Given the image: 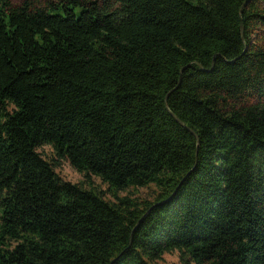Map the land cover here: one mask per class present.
<instances>
[{
	"label": "trees",
	"instance_id": "16d2710c",
	"mask_svg": "<svg viewBox=\"0 0 264 264\" xmlns=\"http://www.w3.org/2000/svg\"><path fill=\"white\" fill-rule=\"evenodd\" d=\"M173 250L264 264V0H0V264Z\"/></svg>",
	"mask_w": 264,
	"mask_h": 264
},
{
	"label": "rangeland",
	"instance_id": "374dc122",
	"mask_svg": "<svg viewBox=\"0 0 264 264\" xmlns=\"http://www.w3.org/2000/svg\"><path fill=\"white\" fill-rule=\"evenodd\" d=\"M25 0H10L12 5H17L22 3ZM36 5L44 4L46 1H57V0H31ZM37 152L41 154V156L47 161H53L57 163V166L54 168L55 172L66 181L79 183L83 181L84 177L81 173H79L66 159L58 160L55 156L53 149L49 145H42L38 147ZM95 186L96 188L102 190L104 192V198L108 200L114 201V197L110 191L107 190V185L102 183L101 180L91 175L89 179V183H85L84 186ZM157 193V188L153 184L144 187H134L128 188L123 191H119L116 194L119 197L128 196L129 198L136 199L138 201L148 200L151 201ZM179 252L178 250H173L171 252L164 253L160 259H158L156 264H182L179 261ZM193 264V263H190Z\"/></svg>",
	"mask_w": 264,
	"mask_h": 264
},
{
	"label": "water",
	"instance_id": "95a60500",
	"mask_svg": "<svg viewBox=\"0 0 264 264\" xmlns=\"http://www.w3.org/2000/svg\"><path fill=\"white\" fill-rule=\"evenodd\" d=\"M200 66V65H199ZM211 68H212V65H211ZM174 116V115H173ZM174 118L179 122V123H182L181 121H179V119L176 117V116H174ZM189 131H191L190 129H189ZM192 132V131H191Z\"/></svg>",
	"mask_w": 264,
	"mask_h": 264
}]
</instances>
